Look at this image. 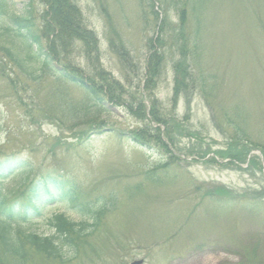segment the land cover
<instances>
[{"label":"rangeland","instance_id":"374dc122","mask_svg":"<svg viewBox=\"0 0 264 264\" xmlns=\"http://www.w3.org/2000/svg\"><path fill=\"white\" fill-rule=\"evenodd\" d=\"M21 2L18 8L24 9ZM74 2L98 35L100 64L124 87V98L144 100L142 105L148 111L154 100L161 114L169 115L170 128L178 129L170 149L182 160L169 171L157 169L147 180L146 174L163 166L166 158L126 138L140 123L125 107H95L92 111L101 110L98 115L104 126L97 130L79 126L72 133L69 128L83 121L77 111L87 108L83 89L57 82L58 76H47L39 84H29L21 106L0 80V158L7 154L24 157L40 167L39 174L56 171L81 186L84 200L107 199L116 204L90 240L101 258L85 251L68 264H131L135 260H144V264H264V200L259 207L249 201L251 192L263 191L264 174L204 158H218L227 151L230 137L240 127L236 122L264 145V0H211L202 24V44L190 49L196 57L189 61L197 66L196 75H201L206 88L191 89L195 93L190 106L182 99L176 110L170 101L178 53L166 62L153 91L143 89L145 69L140 65L146 66L145 57L150 53L145 36H152L153 29L142 30L140 0ZM203 13L201 9L199 18ZM36 17L34 21L39 23ZM171 20L177 22L174 11ZM194 23L192 19L190 29ZM121 46L131 57L125 65L119 60ZM82 52L78 47L73 53L74 63L86 67ZM228 120L237 121L229 124ZM82 131H89L91 138L76 148ZM119 133L125 136L118 137ZM191 178L195 186L205 185L211 193L221 187L224 193L214 198L233 197V203L239 197L236 203L240 204L205 201L189 185ZM139 185L142 188L135 189ZM63 205L50 206L32 229L45 236L53 234L49 217L54 213L82 219ZM233 210L235 222L230 224L227 218ZM245 211L253 217H247ZM87 259L89 262L84 261ZM34 264L58 263L37 260Z\"/></svg>","mask_w":264,"mask_h":264},{"label":"trees","instance_id":"16d2710c","mask_svg":"<svg viewBox=\"0 0 264 264\" xmlns=\"http://www.w3.org/2000/svg\"><path fill=\"white\" fill-rule=\"evenodd\" d=\"M39 2L44 5V11L41 16L42 23L37 27L32 3H27L24 10H18L14 0H0V77L6 78L8 84L20 93L27 90L28 82L39 83L46 74L55 75L57 72L53 62H58L64 67L58 76L81 86L92 97L86 104V110H79L78 114L87 112L90 117L91 108L102 107L106 98L109 102L126 106L143 124L139 129L130 132V139L143 146L155 143L171 154L163 143L161 128L152 125H165L166 139L175 144L176 130L170 128L168 116L164 117L154 102L149 118L146 107L142 105L143 100H136L134 96L130 101L124 98L127 94L124 87L100 64L97 36L88 29L80 8L72 0ZM163 3L167 8L161 25L158 24L160 13L156 10L154 1L149 9V14L153 15V29L158 32L147 44L150 55L145 59L144 88L146 92L153 91L156 80L162 73L164 61L168 57L174 58L175 53H178L179 59L173 66V103L177 105L182 95L192 96L194 89L206 85L201 75H196L197 66L194 68L189 62L196 57L190 54L189 48V45H196V40L187 34L189 18H194L195 1L164 0ZM200 3L206 9L211 0H201ZM170 8L177 11L179 18V24L171 27L168 16ZM148 23L145 22L146 25ZM44 40L47 42L45 47ZM111 46L115 53L113 42ZM78 47L86 58V67L74 63L76 58L73 53ZM119 56L122 63L131 59L129 52L124 51L122 46ZM86 123L83 125L89 127L102 124L96 118H90ZM81 139L84 140V136ZM241 141L249 142V137L243 133L236 137V144L231 147L227 157L245 163L250 149L245 145L244 151L238 149L237 144ZM249 144L264 152V145L255 141H250ZM171 159L176 158L171 156ZM257 160H251L252 166L259 165ZM39 169L33 162L16 154H7L0 158V264H34L37 260L68 264L87 250L99 252L90 245V240L102 227L104 215L114 209L116 204L109 203L107 206L105 200L94 203L85 201L77 185L62 182L56 172L37 174ZM61 202L70 206L82 219L76 221L56 213L49 218L53 234L45 236L34 231L31 225L46 214L47 207Z\"/></svg>","mask_w":264,"mask_h":264},{"label":"water","instance_id":"95a60500","mask_svg":"<svg viewBox=\"0 0 264 264\" xmlns=\"http://www.w3.org/2000/svg\"><path fill=\"white\" fill-rule=\"evenodd\" d=\"M134 264H142V262H136V263H134Z\"/></svg>","mask_w":264,"mask_h":264}]
</instances>
